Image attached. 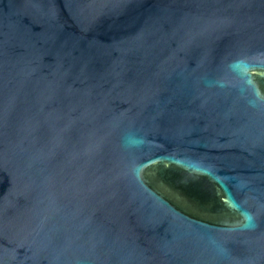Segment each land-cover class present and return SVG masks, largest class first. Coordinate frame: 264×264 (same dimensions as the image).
<instances>
[{
	"label": "water",
	"instance_id": "water-1",
	"mask_svg": "<svg viewBox=\"0 0 264 264\" xmlns=\"http://www.w3.org/2000/svg\"><path fill=\"white\" fill-rule=\"evenodd\" d=\"M0 264H264V0H0Z\"/></svg>",
	"mask_w": 264,
	"mask_h": 264
}]
</instances>
